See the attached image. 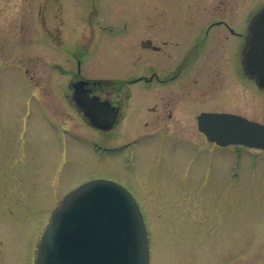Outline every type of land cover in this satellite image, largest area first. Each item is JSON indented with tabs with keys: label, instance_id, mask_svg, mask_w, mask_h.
<instances>
[{
	"label": "rangeland",
	"instance_id": "1",
	"mask_svg": "<svg viewBox=\"0 0 264 264\" xmlns=\"http://www.w3.org/2000/svg\"><path fill=\"white\" fill-rule=\"evenodd\" d=\"M220 1L0 0V264H33L61 198L95 178L134 193L148 228L150 264H264V178L251 176V190L238 181L229 191L232 184L221 179L230 172L231 147L218 151L205 137L197 145L192 116L178 137L152 135L147 113L138 115L147 104L139 94L121 124L108 130L89 127L67 99L76 61L94 79L149 69L139 41L149 35L151 14L180 15L189 5V14L223 12L240 20L263 0ZM245 91L237 82L240 110L264 121V96ZM72 126L75 138L67 134ZM239 155L241 172L254 175L248 153ZM258 158L264 165V153Z\"/></svg>",
	"mask_w": 264,
	"mask_h": 264
},
{
	"label": "flooded vegetation",
	"instance_id": "2",
	"mask_svg": "<svg viewBox=\"0 0 264 264\" xmlns=\"http://www.w3.org/2000/svg\"><path fill=\"white\" fill-rule=\"evenodd\" d=\"M220 4H225V0H221ZM186 7L188 11H192L191 6ZM230 10L232 9L229 8ZM188 11L180 15L167 13L164 14V18L161 15L151 14L148 19L149 35L139 41L140 47L149 52L148 70L145 68L128 70L116 78L94 79L84 76L81 73L82 63L74 59L78 67L68 83L69 105L75 116L77 114L89 127H93L75 100L74 84L82 81L83 87L90 95H97L102 100L111 102L118 109V118L111 128L121 124L127 114L130 99L138 94L144 99L141 102L147 103L141 109L143 113L138 115L146 116L147 113L144 124L154 129L151 132L152 135L167 134L170 138L173 135L178 137V134L187 131L188 118L192 116L194 133L201 139V142L196 143L197 145H203L205 137L209 144L219 149L218 151L228 147L233 149L231 152H234V156L229 168L230 172L228 176L223 173L221 181L228 178L233 186L229 191L236 189L238 181H243L242 188L249 189V183L253 182L250 179L251 176H256L259 182L261 181L258 174L261 180L264 178L262 168L264 165L258 158L260 153H264V148L235 143L221 145L210 141L199 128L198 118L204 112L230 113L264 124V121L244 114L240 110L242 104L236 100L237 82L248 93H252L255 88L262 93V97L264 96V71L260 80L259 74L250 71L245 61V54L250 49L253 36V20L258 11L264 12V0L257 10L249 9V13L240 17V20L234 18L235 14L221 12L212 15L214 17L211 18L206 17L210 14L194 13L193 15ZM159 21L163 22L164 26H160ZM206 97H211L207 101L213 103L204 107ZM128 125L129 127L126 126L128 130L134 131L135 126L131 123ZM74 129L75 127L72 126V130H67L71 138L75 135ZM136 140L137 137L125 142L123 148L136 144ZM187 147L185 142V150L188 149ZM241 150L248 153V166L251 171H254V175L241 172V156L239 155ZM188 177L185 173L184 178L187 181L191 179ZM200 181L201 178L199 184H201ZM187 185L188 183L185 186Z\"/></svg>",
	"mask_w": 264,
	"mask_h": 264
},
{
	"label": "water",
	"instance_id": "3",
	"mask_svg": "<svg viewBox=\"0 0 264 264\" xmlns=\"http://www.w3.org/2000/svg\"><path fill=\"white\" fill-rule=\"evenodd\" d=\"M248 68L264 71V12L253 20ZM75 100L91 123L111 128L118 109L90 95L80 81L74 84ZM199 128L221 145L245 144L264 148V124L230 113L204 112ZM34 264H150L147 226L133 194L121 183L95 178L72 189L50 217L38 245Z\"/></svg>",
	"mask_w": 264,
	"mask_h": 264
}]
</instances>
